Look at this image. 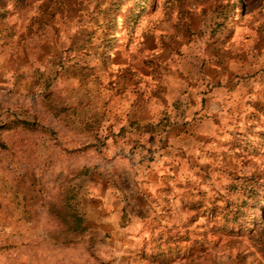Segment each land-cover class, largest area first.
<instances>
[{"label":"rangeland","instance_id":"374dc122","mask_svg":"<svg viewBox=\"0 0 264 264\" xmlns=\"http://www.w3.org/2000/svg\"><path fill=\"white\" fill-rule=\"evenodd\" d=\"M0 264H264V0H0Z\"/></svg>","mask_w":264,"mask_h":264},{"label":"trees","instance_id":"16d2710c","mask_svg":"<svg viewBox=\"0 0 264 264\" xmlns=\"http://www.w3.org/2000/svg\"><path fill=\"white\" fill-rule=\"evenodd\" d=\"M242 6V5H241ZM63 211L59 213V217L66 225L67 229L84 231L86 225L82 214L77 212L70 204H64Z\"/></svg>","mask_w":264,"mask_h":264}]
</instances>
